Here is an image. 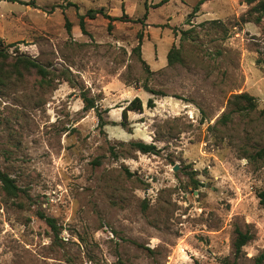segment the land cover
Instances as JSON below:
<instances>
[{
    "label": "rangeland",
    "instance_id": "rangeland-1",
    "mask_svg": "<svg viewBox=\"0 0 264 264\" xmlns=\"http://www.w3.org/2000/svg\"><path fill=\"white\" fill-rule=\"evenodd\" d=\"M19 1H0V173L19 189L0 182V264H264V0Z\"/></svg>",
    "mask_w": 264,
    "mask_h": 264
},
{
    "label": "trees",
    "instance_id": "trees-1",
    "mask_svg": "<svg viewBox=\"0 0 264 264\" xmlns=\"http://www.w3.org/2000/svg\"><path fill=\"white\" fill-rule=\"evenodd\" d=\"M0 1H7V2H11V3H22L19 0H0ZM206 0H199L197 2V4L195 5V7L193 8L192 12L190 15H195L196 13H198L199 11V7L205 2ZM254 3V0L250 2V4ZM252 10L258 13H264V1H259L257 4H255V6L252 7ZM97 15H103V17H105L108 20H111L112 18L106 14L103 13L102 9L100 10H89L86 12V14L84 16L80 17V21H79V27L82 33H86L85 30V23H84V18H88V19H94ZM257 22H259V18L256 19ZM66 26L67 28L69 27V24L66 22ZM110 24L108 25V29H110ZM140 45V43H139ZM178 52L172 48L168 54H167V62L168 65L171 66L173 65L175 62L178 61ZM1 56V55H0ZM144 63V62H142ZM14 69L19 72V69H23L26 71L29 70H35L37 74L41 75V76H45L46 72L45 70L42 68V66H40L38 63H36L34 60L30 59V58H22L19 59L17 61V63L14 66ZM235 99H242L246 102V104L248 105V107H253V105L251 104V98H249L247 95L243 94V95H237L234 96ZM84 102L85 104V109H91L93 108V103L91 102V100H88L86 98H84ZM236 104V103H235ZM147 105L149 107H152V101L148 100ZM142 110V102L139 98L135 97L134 99H132L123 109H122V113H121V123L120 126L122 128H126L127 127V121H128V113L129 112H139L141 113ZM97 118H98V123H99V127H103L106 124L103 122L102 117L99 113H97ZM223 122L226 121V116H223ZM138 152L142 153V154H155L156 153V149L154 146L150 145V144H144L142 142H138V143H133L131 144ZM0 182H1V189L4 191V193L8 196L11 197H16L18 195L19 189L15 186L14 181L12 179H10L6 174L0 173ZM260 197L262 198V202H264V192L260 194ZM37 216L43 220L50 229L55 230V220L49 217L44 216L42 213H37ZM250 240V236L248 234H243L241 232H237L236 234V238L234 241V250H235V256H238L242 247ZM262 258H258L256 260L255 264H260ZM222 264H237L236 260L233 261H229V260H224Z\"/></svg>",
    "mask_w": 264,
    "mask_h": 264
},
{
    "label": "water",
    "instance_id": "water-1",
    "mask_svg": "<svg viewBox=\"0 0 264 264\" xmlns=\"http://www.w3.org/2000/svg\"><path fill=\"white\" fill-rule=\"evenodd\" d=\"M177 168H175V170H176Z\"/></svg>",
    "mask_w": 264,
    "mask_h": 264
}]
</instances>
